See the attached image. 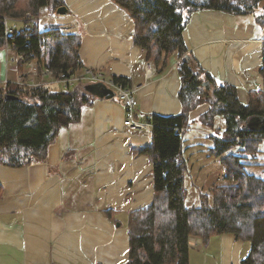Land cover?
I'll return each instance as SVG.
<instances>
[{
    "label": "crops",
    "instance_id": "crops-1",
    "mask_svg": "<svg viewBox=\"0 0 264 264\" xmlns=\"http://www.w3.org/2000/svg\"><path fill=\"white\" fill-rule=\"evenodd\" d=\"M67 15L55 18L80 33L83 65L121 76L137 87L135 120L177 113L180 80L176 56L145 79L144 53L134 44L131 17L112 0H65ZM256 11H195L183 31L191 57L216 81L236 87L239 99L263 87L264 27ZM53 16V15H52ZM2 52L0 50V57ZM1 86V85H0ZM208 109L198 106L195 119ZM116 97L95 98L73 128L60 129L44 162L0 164V264H122L128 256L129 213L153 198L152 162L142 152L150 133L127 126ZM80 129V130H77ZM112 208L110 214L104 209ZM203 245L190 237L189 244ZM219 264H239L246 244L231 233L212 237ZM190 259V252H189Z\"/></svg>",
    "mask_w": 264,
    "mask_h": 264
},
{
    "label": "trees",
    "instance_id": "trees-1",
    "mask_svg": "<svg viewBox=\"0 0 264 264\" xmlns=\"http://www.w3.org/2000/svg\"><path fill=\"white\" fill-rule=\"evenodd\" d=\"M262 0H112L132 19L133 42L142 48L145 60L160 69L176 56L180 80L177 113H152L151 141L142 152L152 162V201L129 213L127 220L128 256L122 264H190L189 239L198 237L204 244L217 235L231 233L246 244L240 264H264V165L246 158L255 157L264 139V128L245 126L253 115L264 116V42L259 73L263 87L252 89L242 102L236 87L215 78L191 57L183 38L191 15L213 9L233 14L256 11ZM65 0H0V49L12 44L26 59H44L55 71L85 67L79 54L80 33L62 24L40 26L5 34L4 17L23 18L26 13L42 17V11L57 14ZM264 27V7L255 15ZM123 85L129 80L112 76ZM208 81L209 88L202 84ZM77 85L70 89H37L21 92L13 83L0 86V164L25 166L44 162L49 146L61 128L78 122L84 106L96 98ZM5 94L15 97L4 99ZM208 109L195 119L190 113L198 106ZM222 115L225 129L214 137L208 149L222 156L225 184L216 185L199 205L185 204V175L188 165L183 156V132L193 120L213 126ZM238 149L229 152L232 147ZM227 152V153H226ZM255 160V159H253ZM259 172L248 170L253 164ZM112 208L104 209L110 214Z\"/></svg>",
    "mask_w": 264,
    "mask_h": 264
},
{
    "label": "built area",
    "instance_id": "built-area-1",
    "mask_svg": "<svg viewBox=\"0 0 264 264\" xmlns=\"http://www.w3.org/2000/svg\"><path fill=\"white\" fill-rule=\"evenodd\" d=\"M48 16L53 17L50 14H48ZM40 18L41 16L33 17L30 13H26L23 18L4 17L5 34L11 35L23 28H29L32 21L39 22ZM55 18L54 22L49 21V24H61V22H58ZM2 52L5 67H8L11 63L15 64V74L13 78H10L7 69L4 78L0 77V85L13 83L21 92H30L42 88L49 90H64L85 83L102 82L115 92L114 97L126 107L128 115L124 120V124L150 133L152 128L151 122H140L135 120L133 116V109L138 104L135 96L136 86L123 85L120 82L114 81L112 77H105L104 71L101 68L82 67L78 69L67 68L64 71H55L53 68L46 65L44 59H26L23 54L14 50L12 44L6 43ZM143 70L144 77L147 79L154 75L156 67L151 60H145L143 63Z\"/></svg>",
    "mask_w": 264,
    "mask_h": 264
},
{
    "label": "rangeland",
    "instance_id": "rangeland-1",
    "mask_svg": "<svg viewBox=\"0 0 264 264\" xmlns=\"http://www.w3.org/2000/svg\"><path fill=\"white\" fill-rule=\"evenodd\" d=\"M198 1V0H196ZM48 11H42L43 16L40 18V26L49 25V21L54 22V18L62 17L65 14H52L53 17L48 16ZM2 52V49H0ZM8 69V76L14 77L15 64L11 63L5 67L4 56L0 57V77L4 78L5 72ZM77 122L70 123L63 127L73 128ZM225 129V119L218 114L214 117L213 126L203 125L197 120L191 122L190 127L183 132V156L188 165V172L185 175V204L188 206H196L200 204L203 195L206 196L212 192V188L216 185L225 184L224 168L220 162L222 156L211 155L208 149L213 145L214 137H221ZM80 130V129H77ZM229 152H234L238 148L232 147ZM259 152L253 158H246L250 161L257 162L256 164L264 165V139L259 144ZM227 153V152H226ZM255 159V160H253ZM253 165L248 168L253 172L258 173V165ZM190 264H219L220 256L213 245L206 243L196 246L194 243L189 245ZM240 264V262H239Z\"/></svg>",
    "mask_w": 264,
    "mask_h": 264
},
{
    "label": "water",
    "instance_id": "water-1",
    "mask_svg": "<svg viewBox=\"0 0 264 264\" xmlns=\"http://www.w3.org/2000/svg\"><path fill=\"white\" fill-rule=\"evenodd\" d=\"M56 13L57 14L67 13L66 5L59 6L56 10ZM208 83H209L208 81H204L202 84L206 85V88L208 89L209 88ZM81 88L88 94L97 98L111 99L115 96V92L102 82L85 83L81 86ZM12 97L14 98L15 96L11 94L4 95V99L12 98ZM245 126L252 130H259L261 128H264V116L263 115L251 116L246 121Z\"/></svg>",
    "mask_w": 264,
    "mask_h": 264
}]
</instances>
